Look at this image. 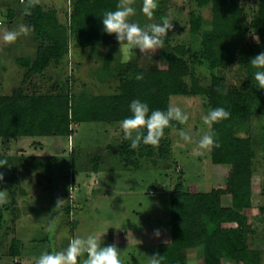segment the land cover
Wrapping results in <instances>:
<instances>
[{
  "label": "rangeland",
  "instance_id": "obj_1",
  "mask_svg": "<svg viewBox=\"0 0 264 264\" xmlns=\"http://www.w3.org/2000/svg\"><path fill=\"white\" fill-rule=\"evenodd\" d=\"M37 1L46 8H55L56 1L59 21L66 27L70 25L74 0ZM166 1L161 11L173 24L168 48L146 54L137 50L129 62L164 68L168 51H184L188 70L183 79L187 92L171 95L169 105L181 107L189 114V120L184 124L173 121L160 143L151 145L152 153L148 156V148L141 144L135 149L132 164H125L120 157L122 145L129 142L124 140L119 121L73 122L70 136L0 137V159L8 161L0 187L8 190V203L0 206L4 216L0 227V264H36L43 251L66 248L71 237L101 233L106 245L116 244L123 250V264H149L156 246L170 241L169 194L176 184L181 183L183 190L189 192H209L213 187L226 189L221 203L231 206V194L227 191L230 165L213 168L210 150L198 154L196 145L199 135L211 132L202 118L210 108L208 88L212 72L202 51L204 37L211 30L212 2ZM239 3L240 22L246 26L243 42H257L259 0ZM142 6L141 0H134L135 22L139 23ZM22 10L19 0H0V36L20 24L29 27L28 34L14 43L0 38V95L11 94L22 80L25 68L16 60L32 59L35 53L32 30ZM141 16L143 24L151 22L152 18ZM125 64L121 62L118 42L85 47L70 35L67 54L33 75L26 82L25 92H61L69 96L70 102H85L95 95L118 92L119 72ZM220 74L225 77L226 89L248 86L237 59ZM233 125L237 137L264 135V113L254 104L252 114L235 119ZM181 129L193 133L191 143L182 140ZM253 147L256 153L252 159L251 205L237 210L245 218L242 228L246 242L264 246V146L256 139ZM53 224L54 231H50ZM235 226L236 223H223L224 228ZM156 229L159 236L155 235ZM13 238L20 241L18 256L9 254ZM187 257V264H200L194 249L188 251ZM78 261L82 264V258ZM223 264L240 263L227 260Z\"/></svg>",
  "mask_w": 264,
  "mask_h": 264
},
{
  "label": "trees",
  "instance_id": "obj_2",
  "mask_svg": "<svg viewBox=\"0 0 264 264\" xmlns=\"http://www.w3.org/2000/svg\"><path fill=\"white\" fill-rule=\"evenodd\" d=\"M137 1L139 3L140 0ZM210 1L212 24L204 37L202 51L203 57L209 60L212 72L209 103L210 108L225 107L231 112L228 119L212 126L211 132L215 133L220 146L212 148L210 154L213 168L225 164L231 167L227 189L231 194V206L225 207L221 203V194L226 189L213 187L209 192H189L183 190L181 183L176 184L169 194L170 241L158 244L152 255L160 254L163 264H187L188 251L194 249L200 264H223L227 260L240 264H261L264 246L246 242L242 228L245 218L237 209L251 205L252 159L256 153L253 144L258 139L264 146V135L234 136L233 124L237 118L249 117L254 104L259 112L264 113V89L254 86L252 73L255 70L248 64L255 55L264 51V0H259L256 19L259 39L248 43L243 42L246 26L240 22L239 0ZM19 2L23 5V13L27 0ZM166 2L158 0V8L147 25L161 22V17H164L161 10ZM117 3L118 0H74L68 27L59 21L55 8H46L38 1L31 9V15L23 14L32 30L36 49L32 59L16 60L25 68L22 80L11 94L0 95L1 138L70 136L74 131L71 127L73 122L121 121L131 115L129 104L133 99L147 102L151 109L167 110L171 95L187 92L183 79L188 70L184 51H168L164 68L147 67L137 61L128 62L120 69L118 92L95 95L85 102H70L69 96L61 92L56 95L25 92L26 82L33 75L42 73L51 61L59 62L67 54L70 35H74L78 45L85 47L117 43L115 34L103 32L100 17L107 10H115ZM139 15L143 20L141 10ZM139 17V23L145 26ZM169 38L168 32L164 45L167 48ZM234 59L245 71L248 86L229 90L223 87L225 77L220 73ZM141 73L144 79L136 80L135 75ZM146 148L148 156L152 153L151 145H146ZM119 153L125 164L134 163L132 156L135 149H131L129 144H123ZM6 167L0 168L3 177ZM3 222L4 216L0 213V227ZM223 223H236V226L224 228ZM19 246V239H11L9 254L18 256ZM13 264L22 263L15 261Z\"/></svg>",
  "mask_w": 264,
  "mask_h": 264
},
{
  "label": "clouds",
  "instance_id": "obj_3",
  "mask_svg": "<svg viewBox=\"0 0 264 264\" xmlns=\"http://www.w3.org/2000/svg\"><path fill=\"white\" fill-rule=\"evenodd\" d=\"M37 0H27L23 14L31 15V9ZM158 8V0H143L142 13L152 18L154 10ZM134 0H118L115 10L105 11L101 17L103 32L115 34L121 53V62L128 63L132 53L139 50L140 53H152L157 49L164 48L168 32L173 28L172 21L168 17H161V22L141 26L132 17L136 15ZM29 27L20 24L18 28L10 29L2 33L5 43H14L21 35H27ZM255 71L252 73L255 81L254 86L264 89V51L255 55L248 63ZM136 80H143V74L135 75ZM226 94V93H223ZM131 115L119 121L125 141L129 142L131 149H137L141 144L156 146L165 135V129L173 121L184 124L189 120V114L181 107L169 105L167 110L151 109L149 104L139 98L133 99L129 104ZM231 112L225 107L209 108L203 116V123L209 129L215 123L226 120ZM182 140L186 143L193 141L191 131L180 130ZM198 154L219 147V141L214 132L199 135L196 141ZM8 165L7 159H0V168ZM4 179L0 174V181ZM8 203V190L0 189V206ZM54 231V224L50 227ZM159 236V229L154 230ZM104 234H89L86 237L75 236L69 238L66 248L61 250L43 251L36 259V264H78L82 258V264H123L121 250L116 244H105ZM149 264H163L160 254L150 256Z\"/></svg>",
  "mask_w": 264,
  "mask_h": 264
},
{
  "label": "crops",
  "instance_id": "obj_4",
  "mask_svg": "<svg viewBox=\"0 0 264 264\" xmlns=\"http://www.w3.org/2000/svg\"><path fill=\"white\" fill-rule=\"evenodd\" d=\"M58 3L56 2V1H54V7L55 8H58V5H57Z\"/></svg>",
  "mask_w": 264,
  "mask_h": 264
}]
</instances>
